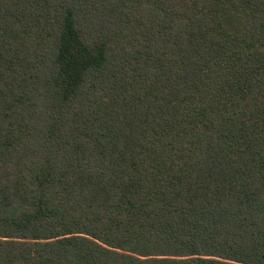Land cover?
<instances>
[{
  "label": "trees",
  "instance_id": "16d2710c",
  "mask_svg": "<svg viewBox=\"0 0 264 264\" xmlns=\"http://www.w3.org/2000/svg\"><path fill=\"white\" fill-rule=\"evenodd\" d=\"M0 264H264V0H0Z\"/></svg>",
  "mask_w": 264,
  "mask_h": 264
}]
</instances>
